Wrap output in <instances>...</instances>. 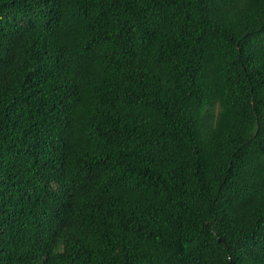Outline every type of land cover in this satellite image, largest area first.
<instances>
[{
    "label": "trees",
    "instance_id": "1",
    "mask_svg": "<svg viewBox=\"0 0 264 264\" xmlns=\"http://www.w3.org/2000/svg\"><path fill=\"white\" fill-rule=\"evenodd\" d=\"M0 264H264V0H0Z\"/></svg>",
    "mask_w": 264,
    "mask_h": 264
}]
</instances>
